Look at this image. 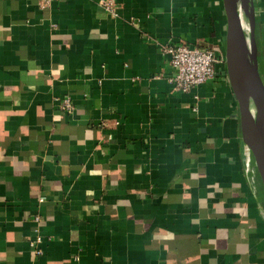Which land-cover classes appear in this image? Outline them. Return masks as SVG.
Masks as SVG:
<instances>
[{"label": "crops", "instance_id": "1", "mask_svg": "<svg viewBox=\"0 0 264 264\" xmlns=\"http://www.w3.org/2000/svg\"><path fill=\"white\" fill-rule=\"evenodd\" d=\"M226 30L223 0H0V264H264ZM171 42L215 76L175 89Z\"/></svg>", "mask_w": 264, "mask_h": 264}, {"label": "water", "instance_id": "2", "mask_svg": "<svg viewBox=\"0 0 264 264\" xmlns=\"http://www.w3.org/2000/svg\"><path fill=\"white\" fill-rule=\"evenodd\" d=\"M227 20L225 62L229 80L238 102L242 140L251 153L264 190V84L258 73L255 59L254 10L249 1L251 32L246 34L242 16L232 0H223ZM249 38V40H248ZM250 41V42H249ZM237 65L241 74H237ZM247 86L260 109L258 118L246 102Z\"/></svg>", "mask_w": 264, "mask_h": 264}, {"label": "built area", "instance_id": "3", "mask_svg": "<svg viewBox=\"0 0 264 264\" xmlns=\"http://www.w3.org/2000/svg\"><path fill=\"white\" fill-rule=\"evenodd\" d=\"M164 51L174 69L170 81L177 90L187 91L215 76L218 58L210 49L196 45L190 46L184 42H171L165 47ZM55 99L62 110L72 111L73 106L68 97ZM248 170L249 165H246V171L248 172ZM35 242L39 243L40 238H36L32 243L33 246H35ZM36 252L41 253V250L36 249Z\"/></svg>", "mask_w": 264, "mask_h": 264}, {"label": "bare ground", "instance_id": "4", "mask_svg": "<svg viewBox=\"0 0 264 264\" xmlns=\"http://www.w3.org/2000/svg\"><path fill=\"white\" fill-rule=\"evenodd\" d=\"M234 3V6L236 7L237 11L239 12V14L242 16L243 19V27H244V32L246 34L251 32V28H252V22L250 19V10H249V1L250 0H232ZM249 40V38H248ZM237 74L238 76L241 74V69L240 66L237 65ZM247 92L245 94V98H246V102L248 103L250 109L252 110V112L258 117L260 118L261 112L260 109L252 95L251 91V87L247 86Z\"/></svg>", "mask_w": 264, "mask_h": 264}, {"label": "rangeland", "instance_id": "5", "mask_svg": "<svg viewBox=\"0 0 264 264\" xmlns=\"http://www.w3.org/2000/svg\"><path fill=\"white\" fill-rule=\"evenodd\" d=\"M250 42V41H249Z\"/></svg>", "mask_w": 264, "mask_h": 264}]
</instances>
